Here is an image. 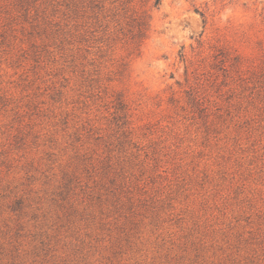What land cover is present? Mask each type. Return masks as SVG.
<instances>
[{"label":"rangeland","instance_id":"obj_1","mask_svg":"<svg viewBox=\"0 0 264 264\" xmlns=\"http://www.w3.org/2000/svg\"><path fill=\"white\" fill-rule=\"evenodd\" d=\"M129 1L0 9V264H264V0Z\"/></svg>","mask_w":264,"mask_h":264},{"label":"trees","instance_id":"obj_2","mask_svg":"<svg viewBox=\"0 0 264 264\" xmlns=\"http://www.w3.org/2000/svg\"><path fill=\"white\" fill-rule=\"evenodd\" d=\"M124 1V5L132 3V1L129 0ZM117 2L118 0L112 1L107 5V0H6L4 5L0 4V9H2L9 18L12 17L13 20L18 17H23L26 23H30L31 31L28 35L29 39H34L41 38L42 34L46 35L47 38L49 36L55 37L56 34L60 33L55 27H61L62 30H66L67 23L70 21L75 22L74 28L77 29L79 25H81L79 24L80 21L84 20L86 17L92 20L91 23L87 22L86 27L88 28L86 32H89L92 28L102 27V23L99 24L101 19L107 20L109 11L116 7ZM126 8L127 7L124 9ZM61 12V17H64L63 21L58 20L55 16ZM89 14H92V16H87ZM131 18L134 22L133 30L135 32L133 34V39H136L137 42L146 40L149 30L147 21H145L142 16H138L137 12H133ZM10 24L11 23H7V20H3V12L0 11V38H2L3 42L7 41L8 37L6 34ZM82 25L85 27L83 23ZM12 31L14 32L15 29H12ZM105 31H110L109 24L106 26ZM66 33L67 31L65 34ZM70 35L71 37H75L72 33H70ZM222 55L223 53L219 54V56ZM223 56L225 57V54Z\"/></svg>","mask_w":264,"mask_h":264}]
</instances>
